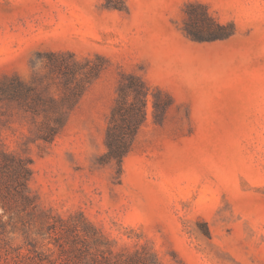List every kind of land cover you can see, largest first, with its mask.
Returning a JSON list of instances; mask_svg holds the SVG:
<instances>
[{"label":"rangeland","instance_id":"rangeland-1","mask_svg":"<svg viewBox=\"0 0 264 264\" xmlns=\"http://www.w3.org/2000/svg\"><path fill=\"white\" fill-rule=\"evenodd\" d=\"M195 2L234 35L187 37ZM48 52L109 60L51 143L39 139L42 118L0 103V144L32 161L29 187L48 222L83 214L116 253L147 249L160 264H264V0H0V79L42 78ZM121 71L174 104L156 123L151 97L119 176L98 159ZM16 214L0 203L5 221ZM14 223L7 237L27 252ZM41 226L30 239L57 257Z\"/></svg>","mask_w":264,"mask_h":264},{"label":"trees","instance_id":"trees-1","mask_svg":"<svg viewBox=\"0 0 264 264\" xmlns=\"http://www.w3.org/2000/svg\"><path fill=\"white\" fill-rule=\"evenodd\" d=\"M185 15L182 31L192 40H224L235 33L233 24L219 23L202 3L187 4ZM42 62L46 73L42 78L34 77L32 83L17 75L2 77L0 103L42 118L37 123L39 139L51 143L66 126L88 88L108 68L109 60L100 54L79 59L72 52H48L42 56ZM151 97L154 121L162 123L174 104L172 96L150 85L141 75L120 72L117 96L108 119L106 152L98 159L102 166L116 164L119 176L123 174L124 159L147 123ZM31 165L30 159L7 151L0 144V203L6 213L17 212L8 221L0 215V264H149V258L160 264L157 255L147 249L116 253L108 238L83 214L78 221L48 222L50 211L41 208L29 187ZM12 222L15 227L20 225L26 235L27 252L11 245L7 227ZM37 224L42 225L37 234H43L58 248L57 257H45L30 239L31 228Z\"/></svg>","mask_w":264,"mask_h":264}]
</instances>
